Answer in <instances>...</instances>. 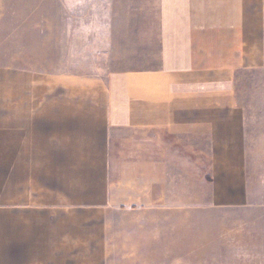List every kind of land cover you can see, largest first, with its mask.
Listing matches in <instances>:
<instances>
[{
	"label": "crops",
	"instance_id": "obj_1",
	"mask_svg": "<svg viewBox=\"0 0 264 264\" xmlns=\"http://www.w3.org/2000/svg\"><path fill=\"white\" fill-rule=\"evenodd\" d=\"M0 18H38L56 36L55 66L64 35L80 62L101 52V66L26 74V107L0 118V161L26 162V204L0 203V264H109L119 217L188 210L165 201L191 172L184 151L166 153L169 138L187 151L205 142L214 185L228 181L215 193L244 203L235 83L264 69V0H0Z\"/></svg>",
	"mask_w": 264,
	"mask_h": 264
},
{
	"label": "rangeland",
	"instance_id": "obj_2",
	"mask_svg": "<svg viewBox=\"0 0 264 264\" xmlns=\"http://www.w3.org/2000/svg\"><path fill=\"white\" fill-rule=\"evenodd\" d=\"M53 9L52 1L47 4L46 13L53 16ZM38 26V18H0V118L6 117L8 108L26 107V92L31 95L26 74L77 70L79 63L101 66L100 51L95 50L94 57H87L83 51L82 62L77 52L72 55L70 35H64L62 46L59 44V66H55L56 36L39 34ZM28 27L36 28L31 29L35 32L27 34ZM47 31H54L53 19H47ZM92 43L97 48L101 39L95 36ZM235 89L238 103L247 115L244 203H231L215 193L220 183L228 181L217 179L218 186L214 185L205 142L192 139L187 151L181 140L166 139V153L184 151L189 155L191 172L184 177L175 174L173 186L168 189L174 194L164 196L165 201L189 202L190 208L119 217L117 232H112L109 264H264V69L241 73ZM3 126L0 119V127ZM3 157L0 154V160ZM183 181L185 192L188 182L190 185V195L185 193L184 199L178 187ZM0 203L26 204V162L0 161Z\"/></svg>",
	"mask_w": 264,
	"mask_h": 264
}]
</instances>
